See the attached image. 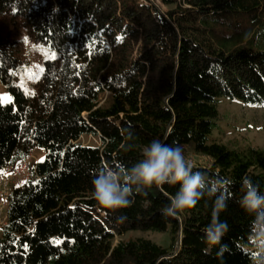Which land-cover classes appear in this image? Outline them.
Here are the masks:
<instances>
[{
	"label": "trees",
	"instance_id": "1",
	"mask_svg": "<svg viewBox=\"0 0 264 264\" xmlns=\"http://www.w3.org/2000/svg\"><path fill=\"white\" fill-rule=\"evenodd\" d=\"M160 4L0 0V85L11 99L0 101V171L45 151L7 197L0 264H251L252 217L239 201L244 180L264 193V154L209 137L218 99L264 103V0ZM259 28L263 37L252 36ZM26 43L55 53L29 94L15 83L29 66ZM89 137L98 144L81 142ZM153 139L188 146L210 161L193 171L231 181L221 244L204 242L213 196L162 215L179 184L134 190L132 205L116 212L95 201L98 169L133 167ZM136 230L168 231L170 245L121 240Z\"/></svg>",
	"mask_w": 264,
	"mask_h": 264
},
{
	"label": "clouds",
	"instance_id": "2",
	"mask_svg": "<svg viewBox=\"0 0 264 264\" xmlns=\"http://www.w3.org/2000/svg\"><path fill=\"white\" fill-rule=\"evenodd\" d=\"M91 184L97 204L113 212L132 205L134 190L139 192L145 187L179 184L170 203L163 207V216L175 217L195 207L205 195L213 196L212 220L204 231V242L221 244L229 231L227 221L220 220V215L228 208L227 193L231 181L224 178L209 181L202 172L193 171L180 144L169 145L160 139H153L144 146L142 159L133 167H101L94 174ZM242 189L244 195L239 201L240 207L252 217L247 236L251 264H264V193L249 180L243 181ZM116 219L123 222L126 216L120 215ZM226 250L227 245H221L220 254Z\"/></svg>",
	"mask_w": 264,
	"mask_h": 264
},
{
	"label": "rangeland",
	"instance_id": "3",
	"mask_svg": "<svg viewBox=\"0 0 264 264\" xmlns=\"http://www.w3.org/2000/svg\"><path fill=\"white\" fill-rule=\"evenodd\" d=\"M144 1V0H143ZM159 6L162 10L165 7L160 4V0H149ZM252 36L263 37L262 28L256 29ZM29 66L21 70L15 78L17 83L27 94L32 93L34 78L36 77L42 62L51 60L55 53L45 47H40L26 43ZM10 96L6 88L0 85V101L5 104L10 102ZM218 116L214 120L213 130L209 137V143L215 142L225 146L228 150H246L249 147L259 149L264 154V103L260 105H249L238 100L220 98L217 100ZM82 143L97 145L98 142L92 138H82ZM187 162L190 165L209 166L210 161L205 156L194 152L188 148L185 151ZM45 151L41 148H34L27 161L25 168L26 180L29 178V167L35 163L42 162ZM30 165V166H29ZM9 184H14L10 182ZM9 187V185L7 186ZM7 187L0 186V198L7 194ZM5 188V189H4ZM3 203L0 199V226L6 221V206L2 209ZM128 239H146L163 248L170 245L169 232L152 231H129L121 237L122 241ZM115 242L114 244L116 243Z\"/></svg>",
	"mask_w": 264,
	"mask_h": 264
},
{
	"label": "built area",
	"instance_id": "4",
	"mask_svg": "<svg viewBox=\"0 0 264 264\" xmlns=\"http://www.w3.org/2000/svg\"><path fill=\"white\" fill-rule=\"evenodd\" d=\"M189 147H184L185 151L188 149ZM29 157L21 162H18L17 164H15L12 167H6L4 168L2 171H0V186L4 185V187H7L9 185V187H7V194H5L4 196H2L1 199V203H3V207L2 209L6 206L7 204V197L9 195V193L11 192L12 188L14 187H19L22 184H24V182L26 181V176H25V168L27 166V161H28ZM10 182H14L16 185L14 184H9ZM5 189V188H4ZM5 225H2V227ZM0 226V230L2 228Z\"/></svg>",
	"mask_w": 264,
	"mask_h": 264
}]
</instances>
